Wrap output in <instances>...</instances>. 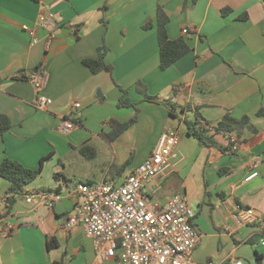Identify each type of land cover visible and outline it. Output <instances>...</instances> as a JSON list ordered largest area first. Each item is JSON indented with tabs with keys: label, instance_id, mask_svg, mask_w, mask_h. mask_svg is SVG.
<instances>
[{
	"label": "crops",
	"instance_id": "0c3cea01",
	"mask_svg": "<svg viewBox=\"0 0 264 264\" xmlns=\"http://www.w3.org/2000/svg\"><path fill=\"white\" fill-rule=\"evenodd\" d=\"M158 6L170 18L169 38H185L191 47L167 70L160 68ZM226 9L230 12L223 14ZM44 11L55 13L52 29L57 38L49 50L46 31L38 30L40 42L35 45L24 30L37 26ZM147 24L152 27L145 29ZM101 47L107 49L105 61L112 74H94L83 63L98 59ZM42 72L48 79L44 95L53 101L45 110L36 104L34 85L24 79ZM123 95L135 107H120ZM168 102L176 107L170 109ZM77 103L81 107L74 110ZM261 108L264 0H0V116L8 117L11 125L6 133L0 128V164L10 159L37 169L50 156L42 174L11 207L1 202L10 184L0 179V226H12L8 234L0 232V264H120L117 259L98 260L82 227L66 228L75 204L82 201L77 186L121 181L152 156L172 126L181 136L178 157L169 174L147 188V197L160 202L185 197L201 235L190 255L193 261L264 264L256 255L263 258L264 253L259 245L264 236ZM227 114L248 116L258 133L246 130L244 144L226 151L204 147L188 135L185 121L215 126ZM133 118L136 123L115 141L104 139L111 120ZM65 119L75 124L68 133L63 131ZM216 140L223 148L231 143L223 134ZM87 143L91 159L79 149ZM251 172L258 176L248 181ZM41 190L59 191L63 197L51 208L26 201ZM239 209H253L257 222L238 226L233 216ZM54 240L58 247L48 249Z\"/></svg>",
	"mask_w": 264,
	"mask_h": 264
},
{
	"label": "built area",
	"instance_id": "2783aa9c",
	"mask_svg": "<svg viewBox=\"0 0 264 264\" xmlns=\"http://www.w3.org/2000/svg\"><path fill=\"white\" fill-rule=\"evenodd\" d=\"M55 13L44 11L40 14L35 27L24 26L32 39L38 44V30L46 31V49H50L57 38L52 29ZM74 33L77 28H73ZM185 28L183 34H188ZM36 89V104L40 109L52 105V99L44 95L47 73H32L26 77ZM77 103L73 109L77 110ZM73 116V113L71 114ZM75 124L65 119L64 132L74 129ZM226 136V135H225ZM234 144L236 138L226 136ZM181 141L179 131L168 127L161 135L155 152L136 167L121 181L103 180L95 183H80L77 194L82 201L75 204L66 221V228L82 227L92 239L96 255L101 262L117 259L120 264H214L197 263L190 258L192 251L200 241L201 235L194 226L195 213L185 197L175 195L160 202L146 195L147 188L159 177L167 176L171 170L172 160L178 157L177 147ZM253 168L257 165L253 164ZM258 176L251 172L247 180ZM9 195L1 202L7 203ZM59 191L41 190L26 196L28 203H37L53 207L62 199ZM238 226L257 222L253 209H239L233 216ZM264 231V222L261 223ZM12 226H0V232L10 233ZM259 245L264 249V236ZM264 260V253H263ZM233 264H244L237 260Z\"/></svg>",
	"mask_w": 264,
	"mask_h": 264
},
{
	"label": "trees",
	"instance_id": "16d2710c",
	"mask_svg": "<svg viewBox=\"0 0 264 264\" xmlns=\"http://www.w3.org/2000/svg\"><path fill=\"white\" fill-rule=\"evenodd\" d=\"M35 2H39V0H32ZM230 12L229 9L223 10V14H227ZM157 31H158V43L160 49V68L162 70H167L171 66H173L177 61L188 55L191 51V47L188 44L185 38H179L176 40H171L168 35L167 25L170 21L169 16L165 12L162 6H158L157 9ZM242 20H247V16L241 17ZM152 24H147L144 26L145 29H150ZM107 49L105 47H101L99 49L98 59H86L83 61L84 65L87 66L94 74H98L100 72H109L113 73V67L106 63ZM24 78V77H23ZM26 79V78H24ZM140 85V84H139ZM146 100L154 101L155 99L149 96H146ZM170 106V109H174L176 106L174 104L167 103ZM120 107H135L125 95L119 101L118 104ZM173 116V114H172ZM258 117H264V108H261L257 113ZM136 123V118H133L124 123H120L116 120H111V131L105 136L108 142L115 141L120 135H122L126 130L131 128ZM188 135L194 137L202 146L210 148V147H219L222 151H226L227 149H231L234 147L233 143H230V146L227 148H223L219 146L216 136L219 134H223L229 137L236 135L239 140L243 136L246 130L257 134V128L251 123V119L248 116H244L240 119L234 118L231 114H227L224 118L215 126L211 125L209 122H201L199 121H185ZM10 119L6 116H0V128L2 133H6L10 130ZM244 140L239 141L238 143L244 144ZM80 151L83 155L87 156V151L89 148V143L81 146ZM44 157L40 160V165L37 169H28L24 167L21 163L4 159L0 164V179H4L9 182V188L7 191V195H9L7 199L8 206L14 202V200L24 195L26 193V188L32 184L38 177L42 174L43 167L45 161L49 158ZM88 158H93V155H88ZM129 163L125 164L120 168L121 172H124L128 167ZM55 178H58V174L55 175ZM58 247L56 240L48 242V249ZM257 260L261 261L263 258L258 254ZM53 264H62L60 262H54Z\"/></svg>",
	"mask_w": 264,
	"mask_h": 264
},
{
	"label": "rangeland",
	"instance_id": "374dc122",
	"mask_svg": "<svg viewBox=\"0 0 264 264\" xmlns=\"http://www.w3.org/2000/svg\"><path fill=\"white\" fill-rule=\"evenodd\" d=\"M135 158H136V157H135ZM135 158H134V156H133V157H132V159H133L132 161H134ZM133 163H134V162H132L131 164H133Z\"/></svg>",
	"mask_w": 264,
	"mask_h": 264
},
{
	"label": "water",
	"instance_id": "95a60500",
	"mask_svg": "<svg viewBox=\"0 0 264 264\" xmlns=\"http://www.w3.org/2000/svg\"><path fill=\"white\" fill-rule=\"evenodd\" d=\"M35 72H37V70H35Z\"/></svg>",
	"mask_w": 264,
	"mask_h": 264
}]
</instances>
